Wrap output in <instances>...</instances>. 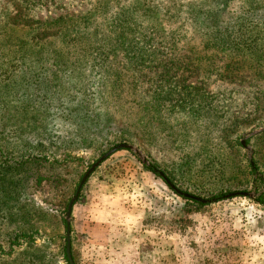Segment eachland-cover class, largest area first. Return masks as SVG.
<instances>
[{"label":"rangeland","instance_id":"374dc122","mask_svg":"<svg viewBox=\"0 0 264 264\" xmlns=\"http://www.w3.org/2000/svg\"><path fill=\"white\" fill-rule=\"evenodd\" d=\"M13 1L0 0V8L36 26L53 24L51 31L59 30L57 20L72 19L80 34L94 28L106 33L122 11L133 17L134 30L127 45L101 53L110 57L114 73H122L120 93L103 107L115 113L116 125L95 131L92 146L74 151L76 160L57 164L56 180L49 163L41 167L50 178L27 190L35 191L30 197L46 209L41 234L34 243L14 246L0 264H25L36 255L39 264H68L65 206L89 167L120 143L137 147L184 192L205 199L220 192L253 195L193 206L134 150L120 149L96 168L74 204L75 264H264V204L255 200L264 191V183L256 180L264 176V57L245 51L241 70L225 77L228 62L211 46L217 29L235 26L230 30L235 35L255 24L264 29V0H119L108 6H98V0H16L15 11ZM143 2L148 5L138 9ZM97 6L102 8L84 23ZM63 54L88 57L77 48ZM104 70L90 60L77 79L86 80V92H97ZM166 73L171 79L163 84L166 92L158 104L154 83ZM136 94L146 102L140 114ZM172 98L174 110L167 105ZM62 129L68 137L74 132L67 125ZM223 129L234 131L230 142L217 140ZM252 162L258 176L250 170Z\"/></svg>","mask_w":264,"mask_h":264},{"label":"trees","instance_id":"16d2710c","mask_svg":"<svg viewBox=\"0 0 264 264\" xmlns=\"http://www.w3.org/2000/svg\"><path fill=\"white\" fill-rule=\"evenodd\" d=\"M114 1L119 0H98V6H108ZM12 4L14 11L19 10L16 0ZM146 5L148 2H143L138 9ZM98 6L85 15L84 23H90L102 8L98 10ZM7 12L0 8V259L14 246L34 243L41 234L46 209L30 197L35 191L27 192L31 186L36 189L39 183L50 178L40 172L41 167L49 163L53 170L51 176L56 180L57 164L76 160L74 151L92 146L95 131L116 125L115 113L110 114L103 107L109 106L108 98L120 93L122 73H114L113 65L108 63L110 57L101 53L107 48L127 45L134 30L133 17L126 11L118 14L106 33L94 28L85 34L78 32L77 22L72 19L57 20L55 25L60 27L59 30L51 31L47 28L53 24L39 23L36 26L18 12L15 15ZM205 21L208 23L209 18ZM44 24L46 29H39ZM235 28L217 29L212 35L211 46L228 62L225 64L228 76L225 77L241 70L243 63L240 66V62L245 51L258 54L260 60L264 57L261 56L264 54V29L255 24L242 31L237 29L239 34L235 35L230 31ZM70 48L84 51L88 57L71 59L63 54ZM90 60L105 69L103 74L100 72L101 85L97 92H86V80L77 79L82 65ZM127 61L133 62L131 58ZM168 75L171 74L162 76L167 78ZM166 78L154 83L153 99L158 104L160 96L166 92L163 84L171 79ZM130 87L137 92L136 84L130 83ZM134 99L140 114L142 108L146 109V102L141 95L136 94ZM167 105L174 110V99ZM65 125L74 130L71 137L62 132ZM221 132L217 139L220 143L234 138L233 130L223 129ZM157 167L153 164L147 168L155 171ZM250 170L258 176L257 163L250 164ZM162 171L175 184L170 174ZM258 179L264 183V176ZM211 196L219 201L224 193ZM187 200L196 207L205 205ZM255 200L264 204V191ZM63 225L66 230L65 219ZM63 238V257L70 264L67 239ZM39 256L28 257L25 264H39L36 260Z\"/></svg>","mask_w":264,"mask_h":264},{"label":"water","instance_id":"95a60500","mask_svg":"<svg viewBox=\"0 0 264 264\" xmlns=\"http://www.w3.org/2000/svg\"><path fill=\"white\" fill-rule=\"evenodd\" d=\"M242 143L245 145V140L242 141ZM125 148H129L134 150L142 159V161L147 164L148 166H151V164L149 163V161L145 158V156H143L142 152L135 147L132 144H128V143H120L116 146H114L112 149H110L109 151H107L106 153H104L99 159H97V161H95L90 167L89 169L85 172V174L83 175L78 188L76 190V193L74 194V196L71 198L68 207H67V213H66V220H67V228H66V236H67V246H66V251H67V255H68V259L70 264H75L74 260H73V256H72V252H71V215H72V211H73V207L75 202L77 201L80 191L83 187V185L85 184V182L88 180V178L91 176V174L96 170V168L106 159L108 158L110 155H112L113 153H115L116 151L120 150V149H125ZM253 163V162H252ZM154 170L156 172H158L161 177L168 183V185L175 190L178 194L190 198V199H194L203 203H208V202H212V201H216V198H212V199H205L203 197H199L187 192H184L182 190H180L169 178L168 176L161 171L158 168H154ZM236 195H249L252 196L253 194L250 192H232V193H228L226 195L223 196V198L226 197H233Z\"/></svg>","mask_w":264,"mask_h":264}]
</instances>
